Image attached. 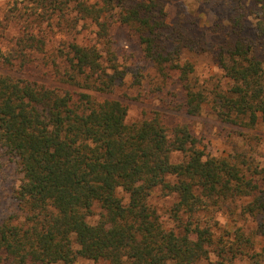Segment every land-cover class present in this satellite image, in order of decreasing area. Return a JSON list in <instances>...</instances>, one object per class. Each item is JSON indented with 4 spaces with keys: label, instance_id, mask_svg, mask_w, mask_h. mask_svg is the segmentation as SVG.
I'll use <instances>...</instances> for the list:
<instances>
[{
    "label": "trees",
    "instance_id": "trees-1",
    "mask_svg": "<svg viewBox=\"0 0 264 264\" xmlns=\"http://www.w3.org/2000/svg\"><path fill=\"white\" fill-rule=\"evenodd\" d=\"M221 1L230 9L229 28L208 39L171 27L163 0H28L21 48L6 50L0 40V69L18 67L15 76L0 70V169L17 166L22 210L0 221V264H76L78 257L111 264H264V223L259 243L243 227H223L213 213L230 201H241L242 215L262 212L264 168L248 153L206 152L186 122L170 126L156 113L129 124L122 100L97 96L125 78L107 46L112 29L123 27L171 80L185 114L208 108L227 123L264 122V0H255V24L243 0ZM80 19L95 24L89 41L83 30L90 26L78 29ZM224 31L230 38L220 41ZM186 51L210 52L226 87H200ZM56 56L65 64L56 67L58 77L88 91L22 76L32 60L56 65ZM157 193L176 197L171 226L152 203Z\"/></svg>",
    "mask_w": 264,
    "mask_h": 264
},
{
    "label": "rangeland",
    "instance_id": "rangeland-1",
    "mask_svg": "<svg viewBox=\"0 0 264 264\" xmlns=\"http://www.w3.org/2000/svg\"><path fill=\"white\" fill-rule=\"evenodd\" d=\"M119 3L121 0H116ZM125 1V0H123ZM128 3L137 0H127ZM220 0H163L165 20L174 27L182 25L189 27L195 35H205L208 39H217L221 36V27L229 28L227 5H223ZM245 11L250 24L257 22L259 13L255 0H243ZM28 0H0V40L6 50L20 49L19 39L23 35V30L27 20ZM70 10V9H69ZM81 20V19H80ZM85 23V26H83ZM90 26L89 30H83V34L89 41L92 39V29L95 24L88 20H81L78 29ZM83 34L79 37L82 39ZM59 35L53 37L48 42V53H52L56 48ZM230 37L226 31L219 38L225 41ZM111 46L108 48L115 50L118 68L125 73V78L120 80L112 93L97 94L98 97H111L122 100L128 106L127 121L129 124L139 122L154 114H158L162 120L170 126L178 123H189L195 128V133L200 139V147L206 152L216 155H238L248 153L249 160L258 165V169L264 168V122L260 121L255 127L227 123L212 114L205 108L197 116L185 114L180 107V101L174 96L175 86L171 80H164L159 74L156 66L148 60L142 52L139 38L128 29L118 27L112 29ZM107 46H105L107 48ZM105 48V49H106ZM105 58L110 55L104 52ZM185 57L195 65L194 79L200 87L207 92L223 89L226 87L227 79L220 68L215 57L208 51H186ZM57 63L47 64L42 59H34L29 64L30 67L24 70L22 75L33 81L46 83L50 87H60L69 89L73 93L88 91V89L63 82L58 77L56 67L64 70V61L56 56ZM33 62V63H32ZM58 64V66H57ZM15 67L1 68L4 73L17 75ZM90 92V91H89ZM94 94V92H93ZM177 97V98H176ZM175 160L183 158V154L173 155ZM21 174L14 164H9L4 169H0V221L10 215L22 216V210L16 190L20 183ZM176 202V197L155 194L152 203L157 207L168 226L174 224L173 218H169L170 212ZM239 202H225L213 211L215 218L218 219L223 227H228L234 231L238 227H243L248 235H251L261 243L259 226L264 223V210L257 215H242ZM205 217H209L205 215ZM76 264H111L105 259L98 261L78 257Z\"/></svg>",
    "mask_w": 264,
    "mask_h": 264
}]
</instances>
